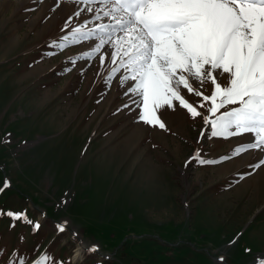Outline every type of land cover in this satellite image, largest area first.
Listing matches in <instances>:
<instances>
[{"label": "rangeland", "instance_id": "obj_1", "mask_svg": "<svg viewBox=\"0 0 264 264\" xmlns=\"http://www.w3.org/2000/svg\"><path fill=\"white\" fill-rule=\"evenodd\" d=\"M78 7L0 0V187L5 177L11 183L0 209L41 224L33 234L0 217V264L45 252L49 264H252L264 253V165L252 167L264 151L235 149L254 135L205 132L197 142L209 126L176 101L175 110L158 111L164 129L138 120V97L125 94L132 82L111 75L110 58L72 64L87 42L51 46L92 15L73 16ZM193 86L205 95L213 89L209 81ZM182 94L209 115L202 97ZM197 151L217 162L201 164Z\"/></svg>", "mask_w": 264, "mask_h": 264}, {"label": "snow or ice", "instance_id": "obj_2", "mask_svg": "<svg viewBox=\"0 0 264 264\" xmlns=\"http://www.w3.org/2000/svg\"><path fill=\"white\" fill-rule=\"evenodd\" d=\"M73 3L84 5L76 8L73 16L80 17L83 12L92 15L85 16L79 26L52 41L51 46L63 51L87 42V49L69 58L72 64L97 55L101 64L106 57L110 58L111 75L122 72L119 83L132 82L125 94L138 97L131 99L141 109L138 120L164 129L166 125L158 111L165 106L175 110L176 101L191 118L202 116L209 126L201 129L197 142L205 132L207 138L224 139L252 133L254 141L236 148V154L249 149L264 151V0H73ZM70 23L71 17L66 21ZM90 24L93 26L89 27ZM222 79L228 83H221ZM193 81L200 86L209 81L213 86L211 94L197 90ZM182 89L202 97L199 108L207 103L209 115L203 116L189 103ZM229 105L238 106L220 111ZM194 157L201 164L217 162L200 159L198 151ZM261 165L264 157L252 167L258 169ZM10 187L5 177L0 194ZM4 215L31 225L33 234L41 228L40 222L31 220L26 211L0 209V217ZM57 227L64 231L62 224ZM17 255L10 257L9 264L50 261L47 252L31 260L26 254H19L18 258ZM252 264H264V253H258Z\"/></svg>", "mask_w": 264, "mask_h": 264}, {"label": "bare ground", "instance_id": "obj_3", "mask_svg": "<svg viewBox=\"0 0 264 264\" xmlns=\"http://www.w3.org/2000/svg\"><path fill=\"white\" fill-rule=\"evenodd\" d=\"M260 151V150H259ZM263 172V171H262ZM76 253V254H75ZM74 254L76 255L75 259H80L82 257V254L80 253L79 249H75Z\"/></svg>", "mask_w": 264, "mask_h": 264}]
</instances>
